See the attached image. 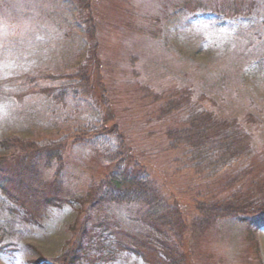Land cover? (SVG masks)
<instances>
[{
  "label": "rangeland",
  "instance_id": "374dc122",
  "mask_svg": "<svg viewBox=\"0 0 264 264\" xmlns=\"http://www.w3.org/2000/svg\"><path fill=\"white\" fill-rule=\"evenodd\" d=\"M230 1L92 0L102 74L96 95L104 88L106 99L95 107L66 89L64 76L88 50L73 2L0 0V139H66L61 175L66 187L84 194L111 166L71 135L97 128L110 109L161 193L184 211L179 249L186 264H264V227L224 219L192 232L195 204L224 193L194 173L180 150L167 148L171 122L158 117L172 91H185L191 106L237 122L251 150L243 161L248 180L264 177V0H244L249 10L237 16L228 11ZM2 156L9 158V150L0 147ZM53 173L45 175L52 181ZM22 199L23 205L0 191V264H63L83 227L84 252L72 264H163L153 233L131 220L129 207L84 219L87 206L75 201L36 206Z\"/></svg>",
  "mask_w": 264,
  "mask_h": 264
},
{
  "label": "trees",
  "instance_id": "16d2710c",
  "mask_svg": "<svg viewBox=\"0 0 264 264\" xmlns=\"http://www.w3.org/2000/svg\"><path fill=\"white\" fill-rule=\"evenodd\" d=\"M71 1L75 26L87 40L88 50L87 58L64 76L70 80L66 89L73 98L94 103L95 107L100 99L105 105L104 88L97 96L95 87L96 79L101 80L102 74L92 0ZM243 1H230L228 11L237 16L249 10L243 6ZM62 91L58 93L59 99ZM188 99L185 91H172L158 108V117L171 122L164 132L167 148L180 150L194 173L215 180L220 185V193H224L195 204L197 217L193 222L196 230L192 232H206L213 223L224 219L249 229L264 227V177L248 180L249 165L243 162L251 156L247 133L236 121L191 106ZM106 114L108 116L97 128L83 129V133L71 135L74 143L88 146L103 164L111 166L97 183L91 181L84 194L66 187L61 175L66 139L40 144L18 138L11 141L0 139V147L10 152L9 158L0 157V191L21 205L24 204L22 198H31L36 206L75 201L80 208L87 206L83 210L84 219L91 214L106 219L112 216L110 208L129 207L133 210L128 212L131 220L153 233L160 262L186 264L185 254L179 249L187 228L184 211L178 201L168 202L133 151L110 109ZM52 168L51 181L45 172ZM232 168L233 172L230 171ZM241 181H248V184H241ZM234 184L238 186L232 190ZM86 233L87 229L83 227L62 255L63 264L67 259L68 264H72L81 258Z\"/></svg>",
  "mask_w": 264,
  "mask_h": 264
}]
</instances>
